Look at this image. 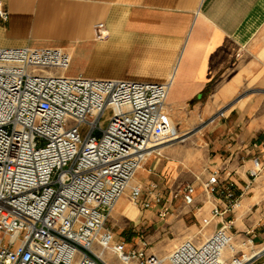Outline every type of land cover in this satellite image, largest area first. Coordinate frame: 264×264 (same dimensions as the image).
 <instances>
[{
    "label": "built area",
    "instance_id": "1",
    "mask_svg": "<svg viewBox=\"0 0 264 264\" xmlns=\"http://www.w3.org/2000/svg\"><path fill=\"white\" fill-rule=\"evenodd\" d=\"M92 28L105 37L102 21ZM69 61L59 47H0V264H108V252L123 264H264L253 228L236 234L231 220L162 256L144 238L132 246L113 239L107 221L125 191L142 208L162 200L154 183L143 191L133 178L178 138L165 111L170 81L68 75ZM225 181L218 168L200 180L206 199L223 200L211 204V218L240 206ZM194 193L185 184L182 203L192 205Z\"/></svg>",
    "mask_w": 264,
    "mask_h": 264
},
{
    "label": "crops",
    "instance_id": "2",
    "mask_svg": "<svg viewBox=\"0 0 264 264\" xmlns=\"http://www.w3.org/2000/svg\"><path fill=\"white\" fill-rule=\"evenodd\" d=\"M0 8V47H59L70 61L77 52L89 57L79 71L88 77L170 81L165 111L178 138L133 178L143 191L154 183L162 200L134 207L124 192L107 221L115 241L131 243L140 225L199 221L212 203L221 206L199 184L218 168L240 206L207 230L231 220V231L253 228L264 242V0H0ZM100 21L106 35L97 40L92 27ZM189 183L194 207L185 215L177 207Z\"/></svg>",
    "mask_w": 264,
    "mask_h": 264
},
{
    "label": "rangeland",
    "instance_id": "3",
    "mask_svg": "<svg viewBox=\"0 0 264 264\" xmlns=\"http://www.w3.org/2000/svg\"><path fill=\"white\" fill-rule=\"evenodd\" d=\"M89 59L86 56L80 55L79 53L75 52L72 60L70 61V65L67 69L68 73H80L79 71L82 68V65L85 64ZM69 75V74H68ZM172 133L177 135L176 128L172 129ZM127 194V191H125ZM128 197V195H127ZM129 199V197H128ZM130 203L134 207H140V205H137L133 203L129 199ZM194 204L190 206H186L183 203L180 204L178 210H181L182 214H188L192 212ZM179 212V211H178ZM174 213H177L176 208H174ZM196 216H185V219L183 222H172V223H165L164 221L156 220L153 225H140L136 232H134L133 237L131 239V243H126L127 246H132L139 241L140 238H144L148 243V251L154 252L158 255H165L167 254L177 243L180 241L192 238L193 240H200L205 238L208 234L211 233L210 230H207L211 225H213L214 218L210 217L209 211H207L204 215H201L199 218V221H196ZM111 216L109 217L108 223L111 222ZM175 219V218H174ZM177 220V219H176ZM197 222V226L194 224V222ZM219 222H217L218 224ZM111 229V228H110ZM234 232V231H233ZM236 234L240 233V231H235ZM174 237H179V240H174ZM129 240V239H128ZM257 243H264V242H257ZM105 261L108 264H123L121 263L117 257L108 252L104 254ZM164 264H167L166 262Z\"/></svg>",
    "mask_w": 264,
    "mask_h": 264
},
{
    "label": "bare ground",
    "instance_id": "4",
    "mask_svg": "<svg viewBox=\"0 0 264 264\" xmlns=\"http://www.w3.org/2000/svg\"><path fill=\"white\" fill-rule=\"evenodd\" d=\"M103 259L106 260L105 257H104V255H103Z\"/></svg>",
    "mask_w": 264,
    "mask_h": 264
}]
</instances>
